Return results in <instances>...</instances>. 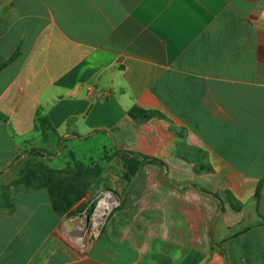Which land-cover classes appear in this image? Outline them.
<instances>
[{
	"label": "crops",
	"instance_id": "crops-1",
	"mask_svg": "<svg viewBox=\"0 0 264 264\" xmlns=\"http://www.w3.org/2000/svg\"><path fill=\"white\" fill-rule=\"evenodd\" d=\"M38 134L159 160L82 254L9 177ZM0 264H264V0H0Z\"/></svg>",
	"mask_w": 264,
	"mask_h": 264
},
{
	"label": "rangeland",
	"instance_id": "rangeland-1",
	"mask_svg": "<svg viewBox=\"0 0 264 264\" xmlns=\"http://www.w3.org/2000/svg\"><path fill=\"white\" fill-rule=\"evenodd\" d=\"M91 141H95V139ZM88 146L87 142L79 140L65 143L64 146H57L52 137L46 140L38 134L35 149L37 148L40 152L31 151L27 155H22L18 165L12 167L13 169H11L12 171L9 174V177L14 178V182L12 183L18 185L23 184L20 183L22 179L35 173V181L38 184L54 189L56 180L66 176L69 171L68 169L75 167V162L77 161L84 166H104V186L95 194L87 193L84 197L85 199L75 200L74 196H70L66 201H62L57 196L56 189H54L57 196L56 204L58 212L69 224L66 230L63 229L59 232V237L70 250L72 256L85 252L89 243L95 238L97 226H95L96 222H93V220L96 218L99 202L107 195L109 197L113 195L118 199V187H114V184L117 183L116 178L121 177V169L118 168V162L113 161L112 148L108 146L106 152L104 150L88 151L86 150ZM49 169L64 172L63 174H52L48 171Z\"/></svg>",
	"mask_w": 264,
	"mask_h": 264
},
{
	"label": "trees",
	"instance_id": "trees-1",
	"mask_svg": "<svg viewBox=\"0 0 264 264\" xmlns=\"http://www.w3.org/2000/svg\"><path fill=\"white\" fill-rule=\"evenodd\" d=\"M15 57V55H14ZM154 113L140 109L133 108L129 111L128 115L133 118L140 117L142 119H149L153 116ZM41 124L44 128L48 127V122L45 118L41 120ZM33 152L39 153L40 151L37 149H33ZM115 157H119L124 163H131L132 166H126V172L124 174V178L128 181L130 180L135 173L138 171V164L141 161L144 162H159L157 159H150L141 154L135 153H126L119 151L114 155ZM75 167H71L68 169V173L66 176L61 177L56 180L54 189H56L57 196L60 200L66 201L70 196H74L75 200H81L85 197L87 193L95 194L101 187L104 186L105 182V173L103 165H95V166H84L80 162H75ZM52 174H63L64 171H58L49 169L48 170ZM35 181V173H32L30 176L22 179L20 183L25 185H30ZM54 189L48 187V191L52 197V203L54 205V209L58 210L56 204V194ZM261 185L258 186V189L255 194L256 200L260 198Z\"/></svg>",
	"mask_w": 264,
	"mask_h": 264
},
{
	"label": "bare ground",
	"instance_id": "bare-ground-1",
	"mask_svg": "<svg viewBox=\"0 0 264 264\" xmlns=\"http://www.w3.org/2000/svg\"><path fill=\"white\" fill-rule=\"evenodd\" d=\"M113 205H115V201L111 199V196L109 197L108 195L100 202V205L97 210L98 212L96 214V218H97V221H99V223H100L101 217L104 214L108 213Z\"/></svg>",
	"mask_w": 264,
	"mask_h": 264
},
{
	"label": "built area",
	"instance_id": "built-area-1",
	"mask_svg": "<svg viewBox=\"0 0 264 264\" xmlns=\"http://www.w3.org/2000/svg\"><path fill=\"white\" fill-rule=\"evenodd\" d=\"M107 194V193H106ZM105 194V195H106ZM110 194V193H109ZM105 197V196H104ZM116 199V198H115ZM117 200V199H116ZM102 201V200H101ZM100 201V202H101ZM100 202H99V205H100ZM99 205H98V207H99ZM98 207H97V209H98ZM115 207V205H113L112 207H111V209L109 210V212L108 213H106V214H104L102 217H101V219H100V223L98 224V225H95V226H97V229L95 230L97 233H95V236H97L98 234H99V232L101 231V228L103 227V225H104V223H105V221H106V219H107V217H108V215L111 213V211H112V209ZM97 211V210H96ZM93 222H95V220H93ZM99 228V229H98Z\"/></svg>",
	"mask_w": 264,
	"mask_h": 264
}]
</instances>
